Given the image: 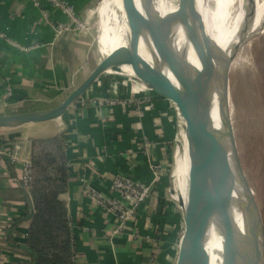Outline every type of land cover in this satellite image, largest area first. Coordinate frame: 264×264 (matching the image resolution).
Wrapping results in <instances>:
<instances>
[{
  "label": "crops",
  "instance_id": "obj_1",
  "mask_svg": "<svg viewBox=\"0 0 264 264\" xmlns=\"http://www.w3.org/2000/svg\"><path fill=\"white\" fill-rule=\"evenodd\" d=\"M68 1L83 22L92 21L97 12L96 37L92 28H77L49 4H44L47 19L32 0H0V33L6 36H0V115L56 107L104 56L125 45L113 41L105 25L107 13L111 17L112 9L121 12L118 3ZM51 21L68 28L57 34ZM122 69L134 74L129 64ZM173 117L169 99L129 75L105 73L61 117L0 127V264H17L26 258L20 245L30 222L22 219L28 198L22 177L30 160L31 140L60 132L66 135L71 173L65 197L76 240V263L146 264L168 229L170 233L178 229L167 194L172 183L171 138L178 136ZM16 144L22 148L15 150ZM119 174L151 184L153 192L127 222L126 232L115 235V217L89 198L85 189L89 185L108 196ZM156 264H163L160 255Z\"/></svg>",
  "mask_w": 264,
  "mask_h": 264
},
{
  "label": "water",
  "instance_id": "obj_2",
  "mask_svg": "<svg viewBox=\"0 0 264 264\" xmlns=\"http://www.w3.org/2000/svg\"><path fill=\"white\" fill-rule=\"evenodd\" d=\"M124 4L131 29L128 46L119 47L104 57L84 81L56 107L0 115V127L14 128L31 122H43L61 117L91 87L101 73L115 66L131 65L134 70L133 77L146 84L156 94L172 101L186 121L185 130L189 139L190 162L185 197H180V204L184 208L185 225L175 264H208L205 237L211 219L215 215L221 217L228 229L225 243L226 264H234L235 249L234 240L230 239L232 229L226 192L227 174L232 164L231 158L223 142L224 137L211 127L200 91L179 66L171 49L169 40L173 24L179 21L186 26L190 37L195 41L212 69L215 59L224 60L222 98L225 101L231 149L235 161L240 164L229 117L228 73L232 57L223 59L217 51L216 56L214 55L211 46L215 50L217 48L205 35L201 16L195 9V0H179L177 11L164 17L155 15L149 23L143 18L134 0H124ZM145 29L154 46L151 54L153 63L150 67L146 66L145 59L139 51L141 33ZM162 64L167 66L174 80L164 71ZM172 192L175 190L172 189ZM261 230L264 238L262 221Z\"/></svg>",
  "mask_w": 264,
  "mask_h": 264
},
{
  "label": "bare ground",
  "instance_id": "obj_3",
  "mask_svg": "<svg viewBox=\"0 0 264 264\" xmlns=\"http://www.w3.org/2000/svg\"><path fill=\"white\" fill-rule=\"evenodd\" d=\"M134 1L147 23L155 15L164 17L177 11L170 0ZM234 8H236V12L233 15L232 10ZM195 9L201 16L205 35L217 48L215 50L211 46L214 55L216 56L217 51L223 59L232 57L244 40L264 29V0H195ZM141 35L148 40L145 43L152 44L147 29L143 30ZM169 41L179 66L200 91L211 127L224 137L223 142L231 158L232 164L231 170L227 174L226 192L229 221L232 229L230 239L234 240V264H264V238L261 221L245 195L241 180V167L234 159L232 144L228 135L226 107L222 98L225 74L224 60L215 59L212 69L182 22L176 21L173 24ZM146 47H139V51L145 59L146 66L150 67L153 63L152 55L147 52ZM162 65L164 69L165 66ZM164 71L167 73L166 67ZM185 132L186 130H184V134ZM183 148L185 149L183 158L185 174L182 173V176L184 180L186 179V183L182 187V191L183 197H185L190 162L187 132L185 141H183ZM227 232L228 229L224 221L215 215L211 219L206 233L208 264L227 263L225 250Z\"/></svg>",
  "mask_w": 264,
  "mask_h": 264
},
{
  "label": "rangeland",
  "instance_id": "obj_4",
  "mask_svg": "<svg viewBox=\"0 0 264 264\" xmlns=\"http://www.w3.org/2000/svg\"><path fill=\"white\" fill-rule=\"evenodd\" d=\"M111 1H114L116 5L118 3L122 9L121 12L118 8L115 12L112 9L111 17L107 13L105 25L108 28L109 37L113 38V41L125 44L119 47H126L130 42L131 29L125 4L123 0H110V3ZM170 2L177 10L179 7V0H170ZM232 11L234 15L236 8ZM94 15L95 17L92 21L85 22L84 28H92L96 37L99 32V17L97 12H95ZM145 41L148 40L142 36L140 38L139 47L147 46V52L151 55L154 50L153 43L149 44L148 42L145 43ZM92 66H94L93 60ZM164 66L166 67L167 73L173 77L168 72L167 66ZM111 69L110 73L112 74L132 75L123 70L122 66H115ZM104 76L105 73L103 72L99 77ZM228 84L229 117L232 122L231 125L233 128L236 150L242 168L241 180L244 192L255 213L259 219L261 218L264 225V29L256 35L244 40L233 53L228 73ZM83 95L84 93L76 101L80 100ZM171 103L175 109L173 123L174 125H178L177 128H175L178 132V136L171 138L173 150L171 157L172 183L170 189H174L175 183H177L175 188L177 192L174 197L177 198L176 200L178 202L173 199L170 190L167 194L168 198H170V203L174 206V219L177 220L178 229H173L172 233H170L171 229H168L167 235H165L166 239L160 241L162 244L160 243L159 245V255L162 258L163 264L176 263L182 235L181 226L184 228L185 225L183 218L184 208L180 205V197H183L182 187H184L186 183V179L184 180L182 176V173L185 174V165L183 162L185 149L181 146V142L185 141L186 132L184 134L183 131L185 130L186 121L180 113L179 116L176 105L172 101ZM179 148L180 151L177 158L176 153ZM182 162L183 164H181ZM177 164H179L178 168ZM205 246L207 249L206 237Z\"/></svg>",
  "mask_w": 264,
  "mask_h": 264
},
{
  "label": "trees",
  "instance_id": "obj_5",
  "mask_svg": "<svg viewBox=\"0 0 264 264\" xmlns=\"http://www.w3.org/2000/svg\"><path fill=\"white\" fill-rule=\"evenodd\" d=\"M31 178L26 187L28 233L17 264H77L69 201L70 166L64 132L31 140Z\"/></svg>",
  "mask_w": 264,
  "mask_h": 264
},
{
  "label": "built area",
  "instance_id": "obj_6",
  "mask_svg": "<svg viewBox=\"0 0 264 264\" xmlns=\"http://www.w3.org/2000/svg\"><path fill=\"white\" fill-rule=\"evenodd\" d=\"M32 1L35 4V6L40 8L41 13L47 19L50 18V15L48 9L45 8L44 4H49L51 5L52 8L60 10L62 13L67 15L70 18L71 23L75 24L77 28L85 27L84 25L85 22L79 20L78 18V14L75 6L72 3H70L68 0H32ZM51 23L54 26L57 34L61 33L63 30L68 28V26L63 23L52 22V21ZM0 36L2 38L6 37L5 34L3 33H0ZM12 44L16 47L24 49V47L21 44L15 41H12ZM111 70L112 69L110 68L106 70L104 73H110ZM130 77H132V75ZM10 94H11V89L8 88L7 96H9ZM83 102H85V99H83ZM14 148L15 150H20L22 147L21 145L16 144ZM1 152L3 153L4 151ZM153 168L159 171L161 169V165L153 164ZM31 171H32V163L30 160H26L24 174L22 177V183L25 188L28 187L29 185V181L31 178ZM111 191L112 194L107 196L101 193L100 191L93 189L89 185H87L85 189V193L89 198L95 200L103 209H105V211L108 214L113 215L115 217V228L113 229L112 232L115 235H120L126 232L127 222L136 216L137 211L141 206V204L146 202L151 197L153 192L152 185L144 182L143 180L135 179L125 174H119L113 180ZM175 194H176V190L175 192H172L171 189V195L173 199H175L174 198ZM159 253H160V247L157 246L154 251V256L149 261H147L146 264H156L159 257Z\"/></svg>",
  "mask_w": 264,
  "mask_h": 264
}]
</instances>
